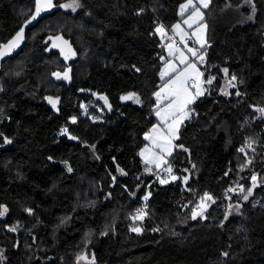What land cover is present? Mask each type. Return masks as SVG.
I'll return each mask as SVG.
<instances>
[{"label":"trees","instance_id":"obj_1","mask_svg":"<svg viewBox=\"0 0 264 264\" xmlns=\"http://www.w3.org/2000/svg\"><path fill=\"white\" fill-rule=\"evenodd\" d=\"M185 2L79 0L40 13L0 57V264H264V186L246 178L264 170V0L245 24L228 14L242 0L205 10L207 88L168 159L176 179L161 183L140 155L168 60L157 24L171 29ZM31 16L32 2L0 0V45ZM59 33L78 54L69 66L44 50ZM133 93L140 103L122 99Z\"/></svg>","mask_w":264,"mask_h":264},{"label":"snow or ice","instance_id":"obj_2","mask_svg":"<svg viewBox=\"0 0 264 264\" xmlns=\"http://www.w3.org/2000/svg\"><path fill=\"white\" fill-rule=\"evenodd\" d=\"M210 0H198V3L204 7L207 8ZM56 5L53 4V0H35V12L32 15L31 19L27 21V23H31L32 20H35L42 11H48L49 9L55 7ZM61 8H72L73 11H75L76 8L80 7L79 0H71V3L68 4H61L59 5ZM189 8H192V13L188 16L186 20H184V23L188 25L189 28H192L194 24H198L200 20H203V14L201 13L200 9L196 7V4L193 3V0H187V3L184 4L181 7V15L185 13ZM26 27V25H25ZM203 28H206V25L201 26ZM160 31L161 35H165L163 28L158 29ZM174 32H176L178 35L181 36V42H184V37L187 35V33H184L181 29L180 24L175 25ZM192 36H195L197 38V42L200 43V46L203 48L205 46L206 41L203 38V35L201 33V28L198 27L193 33ZM24 39V28L21 27V29L17 32L16 36L11 39L8 43L4 45H0V57L9 55L11 51L17 47H19L20 43ZM57 40L62 39L61 37H57ZM67 43L66 41L64 42ZM169 49L170 55H175L177 52H179L178 59L180 60V63L185 65L183 69L178 70L175 65L169 64L165 71L161 73V79H164L166 76H170L172 73H176L172 79L168 80L164 86L161 88L160 92L155 93L156 99H157V107L159 108V104L163 103L164 100H168V105L161 110H158L156 112L157 117L160 120V123L165 126L166 130L162 131L159 127H153L152 131L145 136L146 140H149L152 145L155 148H158L160 150L159 154L156 156L153 160H145L146 163H155L156 167H160L162 163H166V159H164L165 154L171 155V149L173 147V140L178 138V127L179 123L182 122L183 119L188 117V112L185 111L187 106L195 101V98L199 95L203 94V91L201 87L199 86V78L203 75L198 68L196 67L195 63L189 62L188 58L184 55L183 52H181L179 49L174 48L172 44L167 45ZM188 51L192 53V55L195 57L197 55V52L193 48H188ZM67 59V57H65ZM199 59L203 61L204 57L203 55L199 56ZM224 72L227 73V69H224ZM57 78H60V74H55ZM64 78H68V74H64ZM214 79V78H213ZM233 80H235V77H232ZM207 83L211 84L212 79H209ZM195 88V93L192 92V89ZM49 100V103L53 105V107L56 106L57 101L53 100L51 97L47 98ZM102 99H104L102 97ZM124 100L132 99L136 103H140L139 97L136 96L134 93L129 94L128 96L122 97ZM105 103H107V100L105 99ZM261 113H264V108L258 109ZM73 123H75V118L72 120ZM68 132V129H63L62 134H66ZM74 138V137H70ZM11 141H8L10 143ZM148 151V149H144L140 155L143 157L145 153ZM240 151H244V149H240ZM150 170V169H149ZM71 171V169H69ZM122 171V170H121ZM166 171L168 173L172 172L171 167L167 168ZM160 179V177H158ZM172 179H176V177H172ZM252 180H256V176L252 177ZM165 180L161 179V183H164ZM228 191H233V189H228ZM241 191H244V189L241 187ZM252 194V190L248 189L247 195L244 196V199L247 200L248 196ZM211 200L212 197L205 193L204 198H202L201 205L203 206V200L204 199ZM147 199V197H145ZM214 202V201H213ZM7 209H4V212H6ZM30 211V210H29ZM198 214L193 212V219L196 218ZM0 215H3V212H0ZM143 215L142 212L137 213V216L134 219H139ZM10 231H14L15 229H9ZM133 231L139 232V228H134ZM83 258V257H81Z\"/></svg>","mask_w":264,"mask_h":264},{"label":"rangeland","instance_id":"obj_3","mask_svg":"<svg viewBox=\"0 0 264 264\" xmlns=\"http://www.w3.org/2000/svg\"><path fill=\"white\" fill-rule=\"evenodd\" d=\"M68 3H71V2H68ZM68 3H66V4H68ZM186 3H187V2H186ZM186 3H185V4H186ZM193 3L196 4V7L199 8L201 12L203 11V8H204V7H202V6L198 3V0H193ZM183 5H184V4H183ZM183 5H182V6H183ZM182 6H181V7H182ZM228 7H231V6H228ZM51 10H52V8L49 9L48 11H51ZM66 10L73 11L72 8H66ZM75 10H76V9H75ZM190 10H193V9H192V8H189L187 11H185L184 14H186V13L189 12ZM48 11H46V12H48ZM255 12H256V11H255L254 0H242V5H241L239 8H230L229 11H228V14H229V13H232V15L234 14V17H236V19H235V24H245V23H248V22H250V21H252V20L254 19V14H255ZM180 14H181V8H180ZM184 14H183V15H184ZM194 28H195V27H194ZM163 31H164V30H163ZM164 33H165V32H164ZM157 34H158L161 38H163V36L161 35L160 31L157 30ZM163 40H164V38H163ZM200 48H201V47H200ZM17 49H18V48H15L14 50H17ZM188 52H189V51H188ZM190 53H191V52H190ZM191 54H192V53H191ZM190 59H191V61H189V62L195 63V64H196V67L198 68V70H199L201 73H203V75L199 78V81H198L199 86L201 87V89H202V91H203V94L197 96V97L195 98V101H196V100H198L200 97H202V96L205 94V92H206V91H205V88H207V86H205V84H204V82H203V81H205V79L203 80V77H204L203 69L197 64V62H196L197 60L195 61V60L193 59V55H192V58H190ZM184 67H185V66H184ZM58 73L60 74V78H59V79H58L57 76L54 74L55 78H56L58 81L66 80V79L64 78V74H65V73L69 74L68 71H63V72H58ZM205 83H206V82H205ZM164 84H165V83H164ZM164 84H163V85H162V86H161V87H160L155 93L160 92V91H161V88L164 86ZM228 85H229V83L227 82V83H226V87H225V90H226V91L228 90ZM195 91H196V89L193 88V89H192V92L195 93ZM155 93H154V99H155V104H156L155 109H156V112H157L158 110L164 109V108L168 105V100H164L163 103H160V104H159V108H158V107H157L158 102H157V99H156ZM53 100L57 101L56 99H53ZM195 101H194V102H195ZM194 102H193V103H194ZM193 103H191V104H193ZM191 104H189V105L187 106V108L185 109V111L188 112V117L185 118V119H183L182 122L179 123L178 133H177L178 137H179V134H180L181 126H182V125L185 123V121L188 120L189 117H190V110H189V107H190ZM57 107H58V101H57V103H56L55 108H57ZM156 112L154 113L155 123H154L153 126L150 128V130L145 134V136H146L147 134H149V133L152 131L153 127H159L162 131H165V130H166L165 126L162 125V124L160 123V120H159V118L157 117ZM177 139H178V138H177ZM177 139L173 140V147H172V149H171V155H172L173 152L176 150V140H177ZM146 141H147V144H146V146H145L144 149L147 148L148 151L145 153V155H144L142 158H143L144 161H145L146 159H147V160H153V159H155L156 156L159 154L160 150H159L158 148H155L149 140H146ZM144 149H143V150H144ZM143 150H142V151H143ZM142 151H141V152H142ZM171 155H167V154H165L164 159H166L167 162H166V163H162V164L160 165V167H156V164H155V163H146V164H149V167H155V169L159 171V173H158V174H159L158 177H160V182H161V179L165 180V182H164L163 184L168 183V182H171V181H174L175 179H172V177H173V176L176 177V176L174 175V173H173V170H172L171 173H168V172L166 171V169L169 168V167H171V169H172V166L168 163V159H169V157H170ZM257 176H258V177H257ZM252 177H253V176H252ZM252 177H246V178H247V179H250V180H251L252 182H254V183H255L257 180H258V181L260 180V182H261V183L263 184V186H264V170H263V174H262V176H261L260 179H258V178H259V175H257V174H256V180H255V181L252 180ZM246 178H245V179H246ZM250 189L252 190V194H253V192H254V190H255V186L252 187V188H250ZM240 192H242V191H241V187L237 188V193H240ZM252 194L249 195L248 198L251 197ZM246 195H247V193H246ZM243 201H245V199H243ZM4 209H5V208H3V209L0 211V212H3V215H0V219H5V218L7 217V215H8V210H7L6 212H4ZM198 209H199V211L196 210V212H197V213H202V214H198V216H199V215H203V213H205V211H206V210H205V209H206V206L203 205V206L199 207ZM238 212H239V206H237V205H232L231 208L228 210V216H233V215L237 214ZM143 217H144V215H142V217L139 218V219H143ZM90 263H91V261H89V263H86V264H90ZM82 264H84V263L82 262Z\"/></svg>","mask_w":264,"mask_h":264},{"label":"crops","instance_id":"obj_4","mask_svg":"<svg viewBox=\"0 0 264 264\" xmlns=\"http://www.w3.org/2000/svg\"><path fill=\"white\" fill-rule=\"evenodd\" d=\"M185 3H186V2H185ZM185 3H184V4H185ZM211 3H212V0H210V2H209V4H208V7L211 5ZM182 5H183V4H182ZM208 7H207V8H208ZM207 8H203V11L201 12V13L203 14V20H200V21L198 22V24H194L192 28H189L188 25L184 23V20H186V19L188 18V16H189V15L192 13V11H193V10H190L189 12H187V13L184 14V15H181V14H180V16L183 17V19L180 20V21H178L176 24H174V26L171 27V29H169L168 31H167V30H164L165 35H163V38H164V44H165L166 54H167L168 60H167V62L165 63V65L163 66V68H162V70H161V72H160V83H161L162 85H163L164 83H166L168 80L172 79V77H174V76L176 75V73H172L170 76H166V77H164V79H161V73L165 71V68H166L169 64L175 65V66L177 67L178 70L183 69L184 66H185V65L181 64V63H180V60L178 59L179 52H177L175 55H170V54H169V49H168L167 45L172 44L174 48H177V49H179L181 52H183L184 55L188 58V61H191L190 58H192V54H191L190 52H188V50H185V49H183V48H179V47H177V46L175 45V43L171 41V38H170V37H171V34H176L177 37L181 40V36L178 35L176 32L173 31L175 25L180 24L181 29L183 30V32H184V33H187V35L184 37V40L187 39V38H189V39H191L193 42L197 43V45H198L199 47H201V46H200V43L197 42V38H196L195 36H192V33H193L198 27H200V28H201V33H202V35H203V38H204V40L206 41L204 47H206V45H207V43H208V25H207V22H206V20H205V19H206V18H205V10H206ZM203 25H206V28L201 27V26H203ZM194 27H195V28H194ZM204 47H203V48H204ZM201 48H202V47H201ZM203 80H204V77H203ZM203 82H204V84H205V86H206L205 81H203ZM205 91H206V88H205ZM205 93H206V92H205Z\"/></svg>","mask_w":264,"mask_h":264},{"label":"water","instance_id":"obj_5","mask_svg":"<svg viewBox=\"0 0 264 264\" xmlns=\"http://www.w3.org/2000/svg\"><path fill=\"white\" fill-rule=\"evenodd\" d=\"M32 17V16H31ZM31 17L28 19L30 20ZM39 17H37L35 20H32L31 23H25L23 28H24V39L26 37L27 31L29 28L33 27ZM26 25V27H25ZM57 37H61L62 39L57 40ZM23 39V40H24ZM67 42L66 44H68V48H69V53L71 55V60H74L78 57V54L72 44V41L70 39L65 38L62 34H57V35H49L45 38V40L43 41V46L46 47V53L47 55H51L52 52H60V49H62V43ZM95 263V261H94Z\"/></svg>","mask_w":264,"mask_h":264},{"label":"built area","instance_id":"obj_6","mask_svg":"<svg viewBox=\"0 0 264 264\" xmlns=\"http://www.w3.org/2000/svg\"><path fill=\"white\" fill-rule=\"evenodd\" d=\"M161 26H162L163 29H167L165 23H164L163 21L159 20V21H158V24H157L158 29L161 28ZM170 38H171V41L174 42L175 45H176L177 47H181V48H183V49H188V48H193V49H195L196 52H197V55H196L195 57L193 56V59H194L195 61L197 60L196 62H197V64H198L200 67H205V65L207 64V60H206V58H205V56H204V53H203L202 49H200V48L196 45V43L192 42L189 38L185 39L184 42H181V40L177 37L176 34H171V37H170ZM200 55H203V57H204L203 61H201V60L199 59V56H200ZM150 171H151V170H150ZM142 204H143V203H142ZM147 209H148V206L144 204V205H142V207H141V211H140V212H142L143 215H144V214L147 212ZM197 211H199V209H197ZM205 214H206V212L203 213V215H200V217L205 216Z\"/></svg>","mask_w":264,"mask_h":264},{"label":"flooded vegetation","instance_id":"obj_7","mask_svg":"<svg viewBox=\"0 0 264 264\" xmlns=\"http://www.w3.org/2000/svg\"><path fill=\"white\" fill-rule=\"evenodd\" d=\"M27 1L32 2V15H33L34 12H35V0H27ZM53 4L56 5V6L53 7L51 11H48V12H46V11H42L41 13H42L43 15H45V14H49V13L55 11V10L60 9L59 5H57L54 1H53ZM60 10L65 11L66 8H61ZM31 28H32V27H31ZM59 34H60V33H59ZM54 35H57V34H54ZM47 36H48V35H47ZM47 36H46V37H47ZM46 37H45V38H46ZM22 42H23V41H22ZM22 42L20 43L19 47L21 46ZM17 48H18V47H17ZM17 50H18V49H17ZM17 50H14V49H13L9 55L14 54ZM44 50L46 51V47H44ZM52 54H57V55L60 57V59H61V60L67 65V66H69L70 63L72 62V60H71V55H70V53H69L68 44L62 43V49H60V52H58V53H56V52H52L51 55H52ZM5 57H6V56H3V59H4ZM65 57H67V59H66ZM67 69H68V68H67ZM97 100H99L100 102L103 103V105H105V104H104V101H102L99 97L97 98ZM85 263H89V260L86 259V260H85Z\"/></svg>","mask_w":264,"mask_h":264},{"label":"bare ground","instance_id":"obj_8","mask_svg":"<svg viewBox=\"0 0 264 264\" xmlns=\"http://www.w3.org/2000/svg\"><path fill=\"white\" fill-rule=\"evenodd\" d=\"M60 9H61V7H60Z\"/></svg>","mask_w":264,"mask_h":264}]
</instances>
